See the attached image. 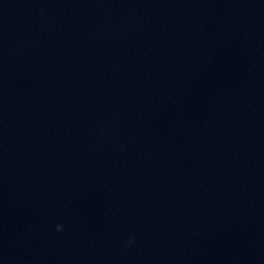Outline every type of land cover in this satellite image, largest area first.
Here are the masks:
<instances>
[{"label": "water", "instance_id": "95a60500", "mask_svg": "<svg viewBox=\"0 0 264 264\" xmlns=\"http://www.w3.org/2000/svg\"><path fill=\"white\" fill-rule=\"evenodd\" d=\"M0 264H264V0H0Z\"/></svg>", "mask_w": 264, "mask_h": 264}, {"label": "clouds", "instance_id": "9594fccd", "mask_svg": "<svg viewBox=\"0 0 264 264\" xmlns=\"http://www.w3.org/2000/svg\"><path fill=\"white\" fill-rule=\"evenodd\" d=\"M63 226L62 225H59L57 228V230L59 231Z\"/></svg>", "mask_w": 264, "mask_h": 264}]
</instances>
